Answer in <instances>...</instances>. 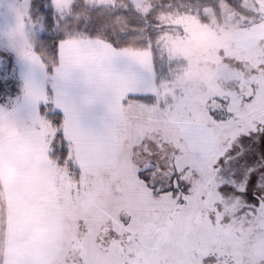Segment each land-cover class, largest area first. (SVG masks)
<instances>
[{"label":"snow or ice","instance_id":"obj_1","mask_svg":"<svg viewBox=\"0 0 264 264\" xmlns=\"http://www.w3.org/2000/svg\"><path fill=\"white\" fill-rule=\"evenodd\" d=\"M0 18V264H264V0H0Z\"/></svg>","mask_w":264,"mask_h":264},{"label":"rangeland","instance_id":"obj_2","mask_svg":"<svg viewBox=\"0 0 264 264\" xmlns=\"http://www.w3.org/2000/svg\"><path fill=\"white\" fill-rule=\"evenodd\" d=\"M8 24L9 25H14V20L12 19L11 16L8 18ZM6 29L4 26L3 18H0V57H7L11 59L13 62L16 61V55L15 53H11L7 47H6ZM215 39V32H205V31H199L193 33L192 36V43L193 47L195 48H203L209 40ZM22 83L23 81L18 79L15 83V86L10 94L8 96V99H15V97L19 96L22 91ZM5 102L4 98H0V104H3Z\"/></svg>","mask_w":264,"mask_h":264},{"label":"crops","instance_id":"obj_3","mask_svg":"<svg viewBox=\"0 0 264 264\" xmlns=\"http://www.w3.org/2000/svg\"><path fill=\"white\" fill-rule=\"evenodd\" d=\"M5 184L7 185L15 176V169L8 161L3 162ZM22 218L28 219L31 224L32 240L34 244H38L47 234L48 228L43 221H32L30 218L29 210L26 207L19 209Z\"/></svg>","mask_w":264,"mask_h":264}]
</instances>
